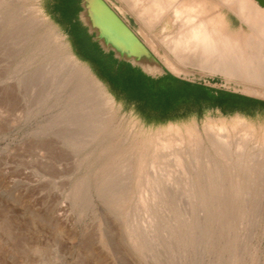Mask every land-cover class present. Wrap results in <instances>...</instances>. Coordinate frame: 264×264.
<instances>
[{
	"label": "rangeland",
	"instance_id": "374dc122",
	"mask_svg": "<svg viewBox=\"0 0 264 264\" xmlns=\"http://www.w3.org/2000/svg\"><path fill=\"white\" fill-rule=\"evenodd\" d=\"M105 1L162 65L171 58L160 41L176 31L171 18L148 31L122 1ZM38 9V0H0V264H264V169L249 178L242 170L264 150L240 152L233 145L221 152L204 134L224 127L235 139L243 122L254 146L264 141V119L216 113L148 127L113 103L108 129L119 130L108 135L103 119L91 116L94 100L80 73L58 57L47 34L67 46L66 40ZM223 15L231 29L251 33L227 8ZM178 76L264 100L259 80L192 68ZM190 126L200 137L191 148L184 134ZM169 129L177 131L170 139L180 138L182 169L168 150L132 149L133 139L167 137ZM190 157L199 168L188 165ZM152 183L162 187L159 196Z\"/></svg>",
	"mask_w": 264,
	"mask_h": 264
},
{
	"label": "bare ground",
	"instance_id": "6f19581e",
	"mask_svg": "<svg viewBox=\"0 0 264 264\" xmlns=\"http://www.w3.org/2000/svg\"><path fill=\"white\" fill-rule=\"evenodd\" d=\"M120 1H122L126 5L127 9L136 17L137 21L144 27V29H146L148 31H153L155 28H157V26L161 25L165 21L166 18L172 19L173 25L176 28L175 33L169 34V35H164L160 41L164 45L169 56L171 57V58H166V57L163 58L162 63L174 75H176V76L180 75L182 73V71L185 70V68L186 69L192 68V69H197L201 72L206 71V72H210V73H219V74L224 75L227 78L245 79L247 81L259 80V81L264 82V9H260V8L256 7L251 2L252 0L251 1L250 0H120ZM32 7L37 9L36 6H32ZM223 8H227L229 13L237 16L240 19V22L242 21V23L247 24L248 29L250 28V30H251V33L246 34L241 29L233 30V29H231L232 27L231 28L228 27L226 24V17H225V15H223ZM38 11H39V9H38ZM41 22H43V20ZM166 29H167V27H166ZM164 30H165V27H163L162 33L164 32ZM47 36H49L48 38L50 40L53 39L54 42L58 45L59 50L58 49L57 50H58L59 55H60L59 56L57 54L58 57L61 60H63V62L66 65H68V67L70 68L71 71L75 70V71L80 73V77H78V78L82 84L83 90H85V93L91 94V96L94 100V106H92V109H91L92 110L91 111L92 118H96L97 121H98V119H99V121L103 119L102 121L105 123V124L103 123V126L106 128L105 131L107 132V134L108 135L116 134L118 132L119 128L117 129V128L112 127L111 129H108L109 120H110V117L112 115V111L114 110V104H113L112 99L104 91L105 89L103 90L100 83L94 77H92L90 75L87 68L85 69L84 67H82L80 65L79 61H77L70 54V52L67 49V46L62 42V37H60L58 34H56L54 32H52L50 35L47 34ZM59 58H58V60H59ZM58 62L60 63V60ZM63 67H67V66H63ZM67 78H68V76H67ZM260 86H262V85H260ZM116 109H117V107H116ZM115 111L116 110H114V112ZM118 113H116V114H118ZM110 123H112V122H110ZM240 123L242 124L241 126L244 128V131H241L240 135L236 136L235 139H231L232 134L228 135L226 132V129L224 127L217 128V129L214 128L212 130L207 129V130H205L204 134L207 136L208 135L212 136L214 148L221 150V152L226 147H229V146L232 147L233 145L240 152H243V151L246 152L247 149L251 152H254V151L259 150V149L264 150V141H262L261 144H259L260 143L259 142V143H257V145H254V146H253V144L251 145V141H252V139H251L252 138V132L251 131L252 130L249 129L250 130L249 131L247 129L248 127H246L245 123H243V122H240ZM240 123H238V124H240ZM101 124L102 123L100 122V125L99 124L98 125L101 126ZM103 129L104 128H102V130ZM139 129H138V131H139ZM254 131L255 130H253V132ZM102 132H104V131H102ZM168 132H169V135H167V137H160V136L156 137L155 136V138H146V139H142V140L135 138L132 140V143H133L132 149L139 151L140 154L143 152L145 153V151H148V148L150 146L155 151H160L164 154L168 150V152L170 151L173 154V156L175 155L176 159L179 160L177 163L178 168H180L181 166L184 167L185 164H182L183 158L181 157L183 155L182 154L183 150L181 148V144L179 143L180 138L179 137H177L175 139L169 138L170 135H174V134L176 135L175 132H177V131H175L173 129H169ZM262 132L264 133V131H262ZM184 134L189 139V143H188V144H190L189 148H191V145H193V143L197 140V138L200 139V137H198L199 135L196 134L194 132V130L192 129V126H190L188 129H186ZM132 136H134V135H132ZM144 136H146V135H144ZM190 138H192L191 141H190ZM198 141H200V140H198ZM195 145H196V143H195ZM195 145H193V146H195ZM199 145H201V144H199ZM163 151H165V152H163ZM191 151H192V149H191ZM215 152H218V151H215ZM223 152H224V150H223ZM192 153H193V151H192ZM137 154H138V152H137ZM248 154H249V152H248ZM262 154L263 153H261V155ZM157 155H158V153H157ZM261 155H260V157H261ZM254 156H255V154L252 157H249V160L244 165L245 168L242 169V170H244L246 178L251 177V175L253 173L261 171L262 168L264 169V155L261 158H259V160L254 158ZM165 157H166V155H165ZM161 158H163V156ZM189 159H190V161L188 160V162H189L188 165L192 166L193 169L199 168V166H200L199 161L195 160L196 158L194 159V157L193 158L190 157ZM239 159H240V155H239L238 160ZM245 159H246V157H245ZM133 161H134V158H133ZM133 161H132V163H133ZM240 164H241V162H240ZM190 166H188V167H190ZM174 167H176L175 164H174ZM182 167H181V169H182ZM239 167L240 166H238V168ZM234 168H236V166H234V165H233V167L228 168V170L230 169L229 170L230 173L232 171L233 172L235 171ZM176 169H177V167H176ZM238 170L236 172H238ZM198 171L199 170H195L196 175L199 174ZM229 171H228V174H229ZM180 173H181V171H180ZM193 173H194V171H193ZM241 173H242V171H241ZM230 176H232V175H230ZM189 179L191 180V177ZM161 180H160V182H161ZM192 181L195 182L196 179H193ZM158 182H159V180H158ZM158 182H156V183H158ZM160 182H159V184H160ZM159 184L155 185V183L154 184L152 183V185H155V187H156L155 188L156 192L153 189L154 187L151 185L152 189H153L152 191H154L155 194H158L157 192H159L162 188V187L161 188L159 187L161 185V184L160 185ZM190 185H191V182H190ZM190 187H192V186H190ZM163 189H164V187H163ZM152 191H151V194H153ZM166 192H168V191H166ZM158 196H159V194H158ZM161 196H162V194H161ZM161 196H160V198H161ZM153 198L155 200L156 197L153 196ZM153 198L150 197V200L152 199L151 200L152 203H150V204H154ZM165 200H164V202H166ZM157 202L158 201H156V203ZM156 203L154 205L157 209ZM163 206H166V205H163ZM178 206H180V205H178ZM155 207H152V209ZM169 207L172 208L171 206H169ZM153 210H154V212L156 211L155 209H153ZM150 212H151V209H150ZM150 212H148V214H150ZM220 213H222V212H220ZM170 214H171V212H170ZM151 215H152V212H151ZM162 216H164L163 213H162ZM150 218H148V219H150ZM152 219H154V218H152ZM154 224H156V223H154ZM143 234H145V233H143Z\"/></svg>",
	"mask_w": 264,
	"mask_h": 264
},
{
	"label": "trees",
	"instance_id": "16d2710c",
	"mask_svg": "<svg viewBox=\"0 0 264 264\" xmlns=\"http://www.w3.org/2000/svg\"><path fill=\"white\" fill-rule=\"evenodd\" d=\"M76 40L79 41L77 38ZM78 47V59L91 64L94 74L106 84L108 92L117 102H124L125 111L133 110L145 126L179 124L193 117L200 120L207 111L215 109L224 117L239 114L246 119H254L255 106L258 103L256 100L227 92L221 93L222 98L214 99L207 95L205 89L172 76H168L169 84L166 89L159 90L148 78L126 64L115 70V65L104 62L98 49L90 46L88 42ZM261 108L258 114L263 115L264 107Z\"/></svg>",
	"mask_w": 264,
	"mask_h": 264
},
{
	"label": "crops",
	"instance_id": "0c3cea01",
	"mask_svg": "<svg viewBox=\"0 0 264 264\" xmlns=\"http://www.w3.org/2000/svg\"><path fill=\"white\" fill-rule=\"evenodd\" d=\"M103 1L117 14V16L128 26V28L142 42V40L140 39V36L132 30V28L128 25V23L123 18V16L118 11H116V9L112 8L105 0H103ZM38 4H39L40 12L44 16V18L57 31L61 32V34L63 35L64 39L66 40V44H67V47H68L70 54L77 61H79L80 64L82 63V65H84L88 69V71L100 83L102 88L105 89V92L112 99L113 103L115 105H117L122 112L130 114L131 116H133L138 122H140L144 126H145V124L142 121V119L140 117H137L134 114L133 110L125 111L124 110V108H125L124 102L123 101L117 102L115 97L108 92L106 84L104 82H101L97 78V76L94 74V68L92 67V65L85 63V62H82L78 59L77 53H76V47L78 49L79 45L88 42L90 44V46L98 49L100 57L102 58V60L104 62L112 63L115 65L114 66L115 70L120 69L122 64H126L132 70L138 71L140 74H142L143 76L148 78L152 83L155 84V87L158 88L159 90L160 89H166V85L169 84L168 76H172V77L178 79L179 81L189 83L191 85L198 86V87L205 89L207 95H210L214 99L222 98V95H221L222 92L237 94V93H233L230 91L223 90L221 88H214L211 84H210L211 86H206V85L200 84V83L188 82L187 80L182 79L179 76L174 75L169 70L168 71L165 70L164 74L158 75V76L153 78L151 76L146 75L138 67L132 66L131 64H129L127 62L117 60L111 51H103L99 47L98 43L93 40L95 35L93 33H89L88 28L83 24L82 13L84 11V0H38ZM76 38L79 41H77ZM74 39L76 40L75 42H74ZM115 62H116V64H115ZM239 95H241V94H239ZM242 96H245L247 98L258 101V103H256V106H255L256 111L254 113V119H264V111H263V115L258 114V112H259L258 110L261 107H264V100L254 98V97H250V96H246V95H242ZM216 113H219L221 115L220 111L218 109H215V110L207 111L204 116H206L208 114L212 115V114H216ZM234 116L243 117L239 114H236ZM192 119H196V118L193 117Z\"/></svg>",
	"mask_w": 264,
	"mask_h": 264
},
{
	"label": "water",
	"instance_id": "95a60500",
	"mask_svg": "<svg viewBox=\"0 0 264 264\" xmlns=\"http://www.w3.org/2000/svg\"><path fill=\"white\" fill-rule=\"evenodd\" d=\"M254 1L264 8V0ZM82 20L99 47L111 51L117 60L138 67L153 78L167 70L103 0H84Z\"/></svg>",
	"mask_w": 264,
	"mask_h": 264
}]
</instances>
